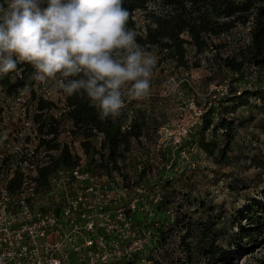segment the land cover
Here are the masks:
<instances>
[{
    "label": "trees",
    "instance_id": "trees-1",
    "mask_svg": "<svg viewBox=\"0 0 264 264\" xmlns=\"http://www.w3.org/2000/svg\"><path fill=\"white\" fill-rule=\"evenodd\" d=\"M123 7L131 13L127 27L135 30L137 43L156 55L155 68L158 66L164 68L168 64L174 69L199 68L201 55L211 53L212 65L236 76L234 82L245 78L246 67L252 68L264 77V0H123ZM238 26L244 28L248 26V43L235 49L231 54L221 55L220 49L228 43L225 41L215 43L214 39L219 40L221 36L230 34ZM17 67L19 71L0 76V89L5 96H14L24 90L35 71L30 64L24 62L18 63ZM29 92V101L34 108L31 121L36 131V151L47 156L45 164L37 168L36 182L39 186L46 185L48 178L58 170L79 166L81 156L60 140L66 125L69 135L72 140L78 142L81 154L85 157L83 168L107 170L109 164L115 166L117 160L123 159L132 140L140 142V138L145 136L152 140L158 127L163 124H158L155 116L138 109L136 102L132 100L127 102L126 108L122 109L117 118L102 121L98 118L95 108L79 96L69 97L62 93V106L57 107L53 101L44 99L33 90ZM250 92L243 90L236 95L237 90L230 87V92L219 104L220 110L217 109L218 122L213 121L215 108L210 107L203 113L201 124L197 126L192 136L200 137L197 143L200 149L214 155L217 145L214 140L205 141L204 133L208 130L213 135L222 132L225 144L219 152L224 160L225 152L229 150L232 135L235 133L233 119L228 116H232L241 105L248 103L245 98ZM258 93L260 91H255L253 95L256 96ZM151 97L153 95H149V98ZM128 109H132L133 118L127 126L128 129L122 130L129 121ZM55 112L58 113L57 116ZM98 136H101L102 140L96 148L93 142ZM162 201L161 197L160 202ZM160 202L151 203L147 207L154 215L149 225L152 226L156 222L161 225L159 228L154 227L153 232L157 240L152 243L153 250L159 249V246L166 242L168 230L171 231L170 228L163 229L165 221L156 216L154 206L157 207ZM207 210L208 223L195 225L188 220L184 226L183 221L173 224L186 230L183 239L179 241V244L181 243L179 249L183 248L184 258L186 256L183 264H193L192 259L195 256L202 258L205 264L229 262L231 254L216 244L217 233L210 228L214 225L210 219L212 209L208 207ZM261 213L259 206H255L243 214L249 224L254 225L248 233V243L255 244L256 236L264 229V216ZM134 220L138 225L143 224L146 221L144 213H136ZM194 225L197 231L193 230ZM195 232L198 234L197 246L191 249L190 244L184 243V240L194 236ZM113 264H135V261H120Z\"/></svg>",
    "mask_w": 264,
    "mask_h": 264
},
{
    "label": "rangeland",
    "instance_id": "rangeland-1",
    "mask_svg": "<svg viewBox=\"0 0 264 264\" xmlns=\"http://www.w3.org/2000/svg\"><path fill=\"white\" fill-rule=\"evenodd\" d=\"M42 7H47V4ZM214 41L227 42L228 44L220 49V53L231 54L235 49L248 43V26L245 28L238 26L230 34ZM151 54L157 60L156 55ZM211 57V53L201 55L200 67L189 70L174 69L171 64L164 68L158 66L151 77L149 95L153 97L149 98L148 95L141 100H132L136 105L145 103L148 105L152 100L159 108L158 124H162L174 119L181 109H187L190 104L201 107L210 103L219 111V104L230 92V87L237 90L236 95L243 90L251 91L245 98L248 103L241 105L232 116H228L233 119L235 133L232 135L229 150L225 152L224 160L219 152L225 144L222 132L213 135L208 130L204 133L205 141L214 140L217 145L214 155H210L198 146L199 136L192 138L194 130L198 127L190 131L179 148L169 145L167 140L159 149L152 145L139 144L141 152L139 159L134 161L135 166L129 173L125 172L124 178L144 186L158 184V192L163 201L157 207L154 206V209L156 216L164 220L167 228L171 230H168L166 242L159 246L157 252L144 250L143 255L151 257L154 264H183V260L186 261L183 248L179 249L181 245L179 241L183 239L186 230L173 224L183 221L184 226L188 220L195 225L208 223V207L212 209L210 219L214 225L210 228L217 233L216 244L231 254L228 264H264V229L256 236L255 244L248 243V233L254 225L249 224L243 215L250 207L259 206L264 216V77L252 68L246 67L245 78L234 82L236 76L224 69H217L212 65ZM42 86L51 91V101L57 107L62 106V92L55 91L54 82L40 84L31 77L28 86L23 90L28 97L30 117L34 108L29 101V90L40 95L39 90ZM255 91L260 93L255 96L253 95ZM4 107L0 95V121L6 117L2 130L12 126L10 125L12 116L7 115L8 110ZM13 108L18 107L14 105ZM213 121L219 120L215 121L213 118ZM19 130L29 140L36 138L32 129L22 130L20 127ZM153 136L154 141L156 135ZM192 146L194 150L188 151ZM72 150L77 153L80 147L76 145ZM151 150L154 152L150 158ZM171 160L172 178L168 180L163 176L165 165ZM136 165H139V168L136 169ZM128 194L130 195L129 192ZM236 218L239 220H235ZM195 225L193 230L197 231ZM197 237L198 234L195 232L194 236L186 238L184 243L188 242L191 249H194L197 246ZM192 263L205 264L198 256L193 257Z\"/></svg>",
    "mask_w": 264,
    "mask_h": 264
},
{
    "label": "built area",
    "instance_id": "built-area-1",
    "mask_svg": "<svg viewBox=\"0 0 264 264\" xmlns=\"http://www.w3.org/2000/svg\"><path fill=\"white\" fill-rule=\"evenodd\" d=\"M39 91L44 99L51 100L50 90L42 86ZM0 95L7 115L12 116V126L6 130H2L6 117L0 121V264H154L143 252L147 248L153 250L152 243L157 240L154 227L161 226L157 222L149 225L154 215L147 209L161 200L158 184L145 187L124 179L130 171L124 169L123 159L104 170L83 168L85 159L81 157L79 166L60 169L48 178L46 185L39 186L37 168L45 164L47 156L36 151V138L29 140L19 130L32 129L36 135L28 97L23 90L5 96L0 89ZM211 106L216 110L213 118L217 121L214 105L190 104L158 127L154 141L145 136L140 142L159 149L167 140L169 145L181 147ZM127 113L129 121L122 130L128 129L133 118L132 109ZM67 128L66 125L60 140L72 150L79 144L72 140ZM101 140L98 136L93 142L96 148ZM153 152H149L150 158ZM164 172L163 177L171 179L172 160ZM138 212L144 213L146 219L141 225L134 220ZM163 229H167V223Z\"/></svg>",
    "mask_w": 264,
    "mask_h": 264
},
{
    "label": "clouds",
    "instance_id": "clouds-1",
    "mask_svg": "<svg viewBox=\"0 0 264 264\" xmlns=\"http://www.w3.org/2000/svg\"><path fill=\"white\" fill-rule=\"evenodd\" d=\"M130 15L123 0H0V76L30 64L33 80L115 119L127 100L149 95L157 65Z\"/></svg>",
    "mask_w": 264,
    "mask_h": 264
},
{
    "label": "crops",
    "instance_id": "crops-1",
    "mask_svg": "<svg viewBox=\"0 0 264 264\" xmlns=\"http://www.w3.org/2000/svg\"><path fill=\"white\" fill-rule=\"evenodd\" d=\"M62 97H61V101H62ZM136 107L139 109H141L142 111L144 110L146 113L150 114V116H155L156 117V120H160L159 119V115H160V112L158 111L159 108H157V106L149 101L148 105L145 103L143 105H136ZM139 144H141L139 141L137 140H132L131 143H130V148H129V151L127 153L124 154V157H123V166L124 168L129 171L133 166H135V163L134 161L135 160H138L140 156V149H139ZM80 152V153H79ZM79 152H77L81 157H82V160L85 159V157L82 156L81 154V151L79 150Z\"/></svg>",
    "mask_w": 264,
    "mask_h": 264
}]
</instances>
